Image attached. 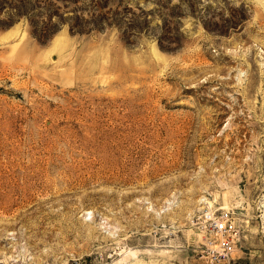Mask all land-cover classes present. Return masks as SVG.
I'll return each mask as SVG.
<instances>
[{
  "label": "rangeland",
  "instance_id": "1",
  "mask_svg": "<svg viewBox=\"0 0 264 264\" xmlns=\"http://www.w3.org/2000/svg\"><path fill=\"white\" fill-rule=\"evenodd\" d=\"M264 264V0H0V264Z\"/></svg>",
  "mask_w": 264,
  "mask_h": 264
},
{
  "label": "built area",
  "instance_id": "2",
  "mask_svg": "<svg viewBox=\"0 0 264 264\" xmlns=\"http://www.w3.org/2000/svg\"><path fill=\"white\" fill-rule=\"evenodd\" d=\"M201 224L213 235L208 246L214 260L223 264H235L232 255L238 245L239 228L230 211L205 213L200 217Z\"/></svg>",
  "mask_w": 264,
  "mask_h": 264
}]
</instances>
